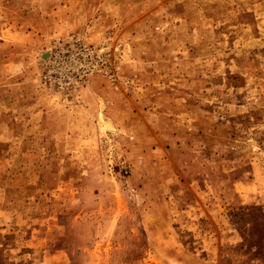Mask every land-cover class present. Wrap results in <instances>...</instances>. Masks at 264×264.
Instances as JSON below:
<instances>
[{
	"label": "rangeland",
	"instance_id": "rangeland-1",
	"mask_svg": "<svg viewBox=\"0 0 264 264\" xmlns=\"http://www.w3.org/2000/svg\"><path fill=\"white\" fill-rule=\"evenodd\" d=\"M260 1L0 0V264H264Z\"/></svg>",
	"mask_w": 264,
	"mask_h": 264
},
{
	"label": "crops",
	"instance_id": "crops-1",
	"mask_svg": "<svg viewBox=\"0 0 264 264\" xmlns=\"http://www.w3.org/2000/svg\"><path fill=\"white\" fill-rule=\"evenodd\" d=\"M261 2H262V5H264V0H261V1H260V4H261ZM108 222H109V221H108ZM106 224H108V223H106ZM1 225H2V223L0 222V232H2V231L4 230L3 228H1V227H2ZM106 226H107V225H106ZM145 228H146V230H148L149 233H152L153 229H152L151 225H147V224H146V227H145ZM157 250H158V249H157V247H156V243H154L153 246H152V248H150L149 251H150V252L152 251L153 253H155Z\"/></svg>",
	"mask_w": 264,
	"mask_h": 264
}]
</instances>
